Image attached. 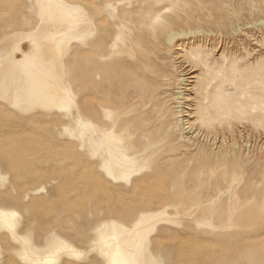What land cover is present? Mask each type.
Returning a JSON list of instances; mask_svg holds the SVG:
<instances>
[{
  "label": "rangeland",
  "instance_id": "obj_1",
  "mask_svg": "<svg viewBox=\"0 0 264 264\" xmlns=\"http://www.w3.org/2000/svg\"><path fill=\"white\" fill-rule=\"evenodd\" d=\"M64 1L79 12L71 34L80 38L62 55L69 110L23 113L0 101V264L49 254L44 264H108L101 245L118 242L109 220L138 222L140 264H264V0ZM155 14L175 16L172 31L187 36L192 140L164 114L149 116L157 106L130 101L137 73L126 51L108 68L109 118L88 108L89 44L101 26L113 38L125 25L129 41ZM38 21L33 0H0V36ZM91 123L112 127L114 147L135 158L129 181L103 175ZM93 177L105 183L98 193Z\"/></svg>",
  "mask_w": 264,
  "mask_h": 264
},
{
  "label": "bare ground",
  "instance_id": "obj_2",
  "mask_svg": "<svg viewBox=\"0 0 264 264\" xmlns=\"http://www.w3.org/2000/svg\"><path fill=\"white\" fill-rule=\"evenodd\" d=\"M33 1L37 7L38 25L27 31L12 30L0 36V101L23 113L51 109L69 110L74 97L70 87L63 80L62 55L71 41L80 38L77 34H71L72 30L76 29L78 8L64 0ZM146 22L139 24L137 33L129 41L124 39L126 26L123 24L116 25L113 38H107L106 26H101L97 38L89 41L91 54L88 57L87 75L90 80L91 100L88 108L95 111V108L100 107L98 110L103 114V118L105 120L109 118L110 111L104 105L108 98L106 87L110 80L108 68L116 62L114 56H119L117 53L126 51L134 57L132 64H135L134 72L137 73L135 74L137 78L132 75V78L136 79V85L129 94L131 100L128 98L127 100L138 102L142 107L157 106L150 111L148 109V115L159 118L164 114V117H169L168 121L181 132V135L189 134L184 138L190 140L198 136L199 132L198 134L194 132L193 135L187 119L189 113L186 106V91L193 76L184 65L185 55L182 53L184 45L180 42L187 38L186 33L172 31V26L176 23L175 16H169L163 22L160 16L155 14L148 23ZM197 33L199 32L193 31L188 34ZM118 43L122 45L121 48L116 47ZM198 48L199 46L193 47L189 52L194 60L197 59ZM125 76L130 77L124 74L123 78H126ZM166 93L170 95L167 96L170 97L171 110L165 107ZM92 127V133L97 134L101 150L106 156L99 165L105 178L111 181H129V178L140 169L135 164V158L114 147L118 138L112 127L101 129L93 124ZM91 180L93 181L91 192L98 193L102 184H105L104 181L96 177ZM155 181L157 180L155 179L153 184ZM10 214L13 215L14 211ZM141 217L142 215L140 219ZM137 226L138 222L131 228L114 220L106 223L109 234L118 241L113 249L107 247L105 243L101 245L108 264H140V257L137 255L139 239L134 235ZM53 257L50 254L36 256L35 260L44 264L50 262Z\"/></svg>",
  "mask_w": 264,
  "mask_h": 264
}]
</instances>
